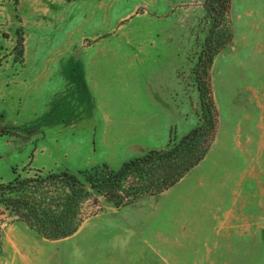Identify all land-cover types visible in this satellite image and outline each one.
Instances as JSON below:
<instances>
[{"label": "rangeland", "instance_id": "374dc122", "mask_svg": "<svg viewBox=\"0 0 264 264\" xmlns=\"http://www.w3.org/2000/svg\"><path fill=\"white\" fill-rule=\"evenodd\" d=\"M206 1L0 0V185L117 170L197 128ZM223 22L205 160L162 195L103 201L69 240L0 205V264H264V0H231Z\"/></svg>", "mask_w": 264, "mask_h": 264}, {"label": "trees", "instance_id": "16d2710c", "mask_svg": "<svg viewBox=\"0 0 264 264\" xmlns=\"http://www.w3.org/2000/svg\"><path fill=\"white\" fill-rule=\"evenodd\" d=\"M231 0H207L213 23L208 46L194 69L202 102L200 124L167 149L151 150L115 170L106 164L75 174L69 171L16 175L0 185V205L13 219L50 241L65 239L82 223L104 210L103 201L116 207L130 206L141 196L162 195L178 185L207 157L216 141L219 121L211 89L214 47L222 44L215 35L230 11ZM102 200V201H101Z\"/></svg>", "mask_w": 264, "mask_h": 264}, {"label": "water", "instance_id": "95a60500", "mask_svg": "<svg viewBox=\"0 0 264 264\" xmlns=\"http://www.w3.org/2000/svg\"><path fill=\"white\" fill-rule=\"evenodd\" d=\"M148 197H152V195L150 193L145 194V195L141 196L140 198L136 199L134 203H137V202H139L145 198H148ZM123 207H125V206L118 207V210L122 209ZM87 222H88V220L84 221L76 233H74L73 235H71V236H69L63 240H68V239L74 237L75 235H77L84 228V226L86 225ZM262 225L264 226V221L262 222Z\"/></svg>", "mask_w": 264, "mask_h": 264}, {"label": "crops", "instance_id": "0c3cea01", "mask_svg": "<svg viewBox=\"0 0 264 264\" xmlns=\"http://www.w3.org/2000/svg\"><path fill=\"white\" fill-rule=\"evenodd\" d=\"M153 197V196H152ZM121 210V209H120ZM89 221V220H88ZM87 224V223H86ZM76 236V235H75ZM73 238V237H72ZM71 239V238H70ZM69 240V239H68Z\"/></svg>", "mask_w": 264, "mask_h": 264}]
</instances>
